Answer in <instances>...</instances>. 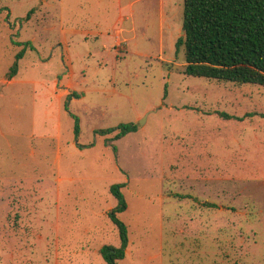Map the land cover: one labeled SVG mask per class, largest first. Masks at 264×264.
Here are the masks:
<instances>
[{"label": "rangeland", "instance_id": "obj_1", "mask_svg": "<svg viewBox=\"0 0 264 264\" xmlns=\"http://www.w3.org/2000/svg\"><path fill=\"white\" fill-rule=\"evenodd\" d=\"M169 2L0 0V264H108L113 186L119 264H264V87L187 76Z\"/></svg>", "mask_w": 264, "mask_h": 264}, {"label": "trees", "instance_id": "obj_2", "mask_svg": "<svg viewBox=\"0 0 264 264\" xmlns=\"http://www.w3.org/2000/svg\"><path fill=\"white\" fill-rule=\"evenodd\" d=\"M183 31L176 54L184 48L187 76L264 87V0H184ZM24 55L25 49L17 55L10 80L17 75ZM117 130V138H121L136 132L137 127L121 125L101 134ZM111 190L119 202L111 218L119 229L121 247L105 246L101 254L108 264H119L126 257L129 239L127 227L117 215L127 207L121 186Z\"/></svg>", "mask_w": 264, "mask_h": 264}, {"label": "crops", "instance_id": "obj_3", "mask_svg": "<svg viewBox=\"0 0 264 264\" xmlns=\"http://www.w3.org/2000/svg\"><path fill=\"white\" fill-rule=\"evenodd\" d=\"M177 1H178V3H179L181 0H170V2H169L170 6H171V7H174V6L176 5L175 2H177ZM163 3H164V5H165V1H163ZM183 3H184V0H183ZM179 38H180V37L176 38V41H178ZM176 43H177V42H176ZM24 57H25V56H24ZM24 57H23L21 60H23ZM21 60H20V61H21ZM17 75H18V74H17ZM15 77H16V76H15ZM15 77H14V78H15ZM14 78H12L10 81L13 82V81H14ZM71 87H72V86L68 85L67 88H65V91L63 92V94L59 96V100H62L63 98H66V97L72 95V89H71ZM56 96H57V93H56ZM210 171H211L210 175L212 176V172L214 173V170L212 171V168H211ZM213 175H214V174H213ZM214 176H215V175H214ZM255 177H256V176H255ZM211 178H212V177H211ZM257 178L260 179V177H258V176H257ZM263 178H264V176H262V179H263ZM214 222H215V221H214ZM193 227H194L195 229H199V230H201L202 227H203V223L199 220V222H195V223H193ZM213 230H214L215 232H216V230H217L216 223H215V227L213 228ZM215 241H217L216 238H215Z\"/></svg>", "mask_w": 264, "mask_h": 264}, {"label": "water", "instance_id": "obj_4", "mask_svg": "<svg viewBox=\"0 0 264 264\" xmlns=\"http://www.w3.org/2000/svg\"><path fill=\"white\" fill-rule=\"evenodd\" d=\"M185 34V31H182V35H184ZM142 124H144L143 122H142Z\"/></svg>", "mask_w": 264, "mask_h": 264}]
</instances>
